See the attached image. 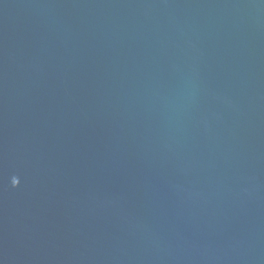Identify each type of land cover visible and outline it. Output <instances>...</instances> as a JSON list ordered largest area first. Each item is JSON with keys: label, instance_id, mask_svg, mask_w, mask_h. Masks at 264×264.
<instances>
[{"label": "water", "instance_id": "water-1", "mask_svg": "<svg viewBox=\"0 0 264 264\" xmlns=\"http://www.w3.org/2000/svg\"><path fill=\"white\" fill-rule=\"evenodd\" d=\"M0 264H264V0H0Z\"/></svg>", "mask_w": 264, "mask_h": 264}]
</instances>
